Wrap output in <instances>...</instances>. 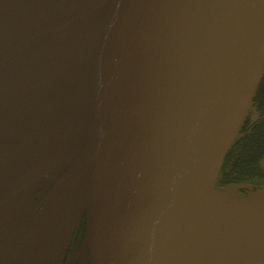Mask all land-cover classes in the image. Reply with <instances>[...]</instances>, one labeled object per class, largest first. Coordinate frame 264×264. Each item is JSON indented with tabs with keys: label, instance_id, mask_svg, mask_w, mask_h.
Wrapping results in <instances>:
<instances>
[{
	"label": "water",
	"instance_id": "1",
	"mask_svg": "<svg viewBox=\"0 0 264 264\" xmlns=\"http://www.w3.org/2000/svg\"><path fill=\"white\" fill-rule=\"evenodd\" d=\"M263 71L264 0H110L85 151L28 218L17 251L38 208L82 169L91 264H264V189L203 202ZM49 162L13 185L52 172Z\"/></svg>",
	"mask_w": 264,
	"mask_h": 264
},
{
	"label": "flooded vegetation",
	"instance_id": "2",
	"mask_svg": "<svg viewBox=\"0 0 264 264\" xmlns=\"http://www.w3.org/2000/svg\"><path fill=\"white\" fill-rule=\"evenodd\" d=\"M108 3L0 0V264H91L82 169L38 208L17 248L28 218L85 151L98 35ZM263 86L264 75L253 97L255 110L246 116L236 143L242 146L247 136L260 137L254 151L258 159L248 173L264 162ZM241 146L238 150L232 146L228 153L241 154ZM43 159H50L52 172L42 170L13 185L18 173ZM234 175L230 179L238 176L239 181L218 184L229 186L254 178ZM53 178L44 191V181L50 183ZM76 201L80 203L72 234L61 255ZM63 226V240L52 251V231Z\"/></svg>",
	"mask_w": 264,
	"mask_h": 264
},
{
	"label": "rangeland",
	"instance_id": "3",
	"mask_svg": "<svg viewBox=\"0 0 264 264\" xmlns=\"http://www.w3.org/2000/svg\"><path fill=\"white\" fill-rule=\"evenodd\" d=\"M109 2H110V0H109ZM263 75H264V71H263L262 77H263ZM262 77H261V79H262ZM260 82H261V80H260ZM260 82H259V84H260ZM259 84L256 86L255 91H254V93H253V95H252V97L250 99V102H249V105H248V108H247L248 109L247 113H246V115L243 118L240 130H239L238 134L236 135L235 139L238 138L239 136H241V128H242V125H243V123L245 121L246 116L251 111L255 110V107L253 105V97H254V95H255V93L257 91V88H258ZM235 139H234L233 143L231 144L230 148L228 149V151L226 152V154L224 156V159H223V163H224V160L226 158V155L231 150V147L233 146V144L235 142ZM243 143H245V142H243ZM223 163H222V165H223ZM222 165H221V167L218 170H216V172L214 173V175H213V177L211 179L210 189H209L210 192H213V191L215 192L216 190H223V191H226L227 194L229 193V195L231 197L232 196L244 197V196H247L248 194H250V192L259 191L261 189H264V162L262 164H260L257 167V170H255L254 172H252V173H244L245 175H243V176H254L253 179L246 180V181L241 182V183L231 184L229 186H222V185L218 184L219 175H220V171H221ZM55 178H53L50 183H49V180H47V179L44 181V191L50 186V184L55 180ZM253 181H255V182H253ZM245 188L247 189V191L244 190ZM38 189L40 190V193H41L42 190L40 188H38ZM65 232H66L65 226H63V229L62 228H60V229L57 228L56 231H52L53 237L50 240V246H49V248H52V251H57L58 250V247H59L60 243L63 240ZM86 245H87V247L90 250V247H89L87 242H86Z\"/></svg>",
	"mask_w": 264,
	"mask_h": 264
},
{
	"label": "trees",
	"instance_id": "4",
	"mask_svg": "<svg viewBox=\"0 0 264 264\" xmlns=\"http://www.w3.org/2000/svg\"><path fill=\"white\" fill-rule=\"evenodd\" d=\"M260 90H261L260 98H261L262 106L264 107V86L261 87ZM245 130H247V128ZM259 138L256 137L255 135L247 136V139H246L247 142L246 141H244L245 143L242 142L243 143V144L241 143L242 146L240 144L237 145L239 143V141L241 140L240 136L235 139L233 146L235 147V144L238 142L236 144L235 149L238 150V148L241 146V148H240L241 154H240V152H238L239 154L236 153V155H235L234 153L230 152L226 155V159L224 160V163L222 165L220 175H219L218 182L220 184H227V183H229L231 181H235V180L239 181V177L237 175H236L237 177H235V179H230V177L234 174L245 175L244 173H248L251 166L253 164H255L254 161H257V159H258V156L257 157L255 156L256 152H254V151H257L259 148V145H258V144H260V143H258ZM251 151L254 152L252 155H250Z\"/></svg>",
	"mask_w": 264,
	"mask_h": 264
},
{
	"label": "bare ground",
	"instance_id": "5",
	"mask_svg": "<svg viewBox=\"0 0 264 264\" xmlns=\"http://www.w3.org/2000/svg\"><path fill=\"white\" fill-rule=\"evenodd\" d=\"M252 73L250 74V78L252 77ZM248 82L245 83L244 87H242V92L240 94L239 103L237 105V112L242 110V107L245 105L243 101L248 98L247 91L249 86L247 85ZM248 86V87H247ZM243 104V105H242ZM227 197H231L229 193L227 194L226 191L223 190H216L215 192H210L209 190L205 193L203 202L206 206L215 204L219 202L221 199H225Z\"/></svg>",
	"mask_w": 264,
	"mask_h": 264
}]
</instances>
